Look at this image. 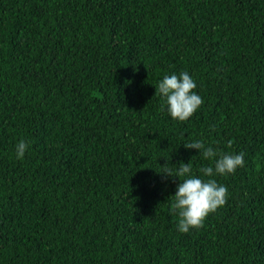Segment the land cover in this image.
<instances>
[{"label":"trees","instance_id":"obj_1","mask_svg":"<svg viewBox=\"0 0 264 264\" xmlns=\"http://www.w3.org/2000/svg\"><path fill=\"white\" fill-rule=\"evenodd\" d=\"M185 71L181 122L155 86ZM189 140L244 166L181 233ZM0 264H264V0H0Z\"/></svg>","mask_w":264,"mask_h":264},{"label":"clouds","instance_id":"obj_2","mask_svg":"<svg viewBox=\"0 0 264 264\" xmlns=\"http://www.w3.org/2000/svg\"><path fill=\"white\" fill-rule=\"evenodd\" d=\"M195 88V81L186 71L166 74L155 86L156 93L164 100L162 108L166 105L170 118L181 122L191 118L204 103ZM183 146L185 149H196L204 160L210 161L209 165L197 169L201 176L193 173L191 160L186 164L180 162L175 171L165 168L163 173L179 179L175 194L170 196L173 201L170 207L178 216V231L187 233L190 229L203 227L207 216L225 205L228 189L212 177L232 174L238 167H243L244 153L221 154L206 146L202 140H189ZM27 148L28 144L23 140L15 145L17 159L23 158Z\"/></svg>","mask_w":264,"mask_h":264}]
</instances>
